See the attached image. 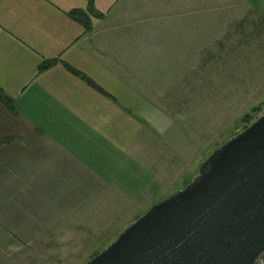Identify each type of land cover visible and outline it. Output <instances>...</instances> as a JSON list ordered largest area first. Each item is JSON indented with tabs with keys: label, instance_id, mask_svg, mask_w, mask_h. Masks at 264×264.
<instances>
[{
	"label": "crops",
	"instance_id": "crops-1",
	"mask_svg": "<svg viewBox=\"0 0 264 264\" xmlns=\"http://www.w3.org/2000/svg\"><path fill=\"white\" fill-rule=\"evenodd\" d=\"M94 6L100 16L89 0H0V92L13 103L0 100V258L82 235L76 215L103 188L144 195L159 181L182 128L151 97H176L230 15L264 11V0Z\"/></svg>",
	"mask_w": 264,
	"mask_h": 264
},
{
	"label": "rangeland",
	"instance_id": "rangeland-1",
	"mask_svg": "<svg viewBox=\"0 0 264 264\" xmlns=\"http://www.w3.org/2000/svg\"><path fill=\"white\" fill-rule=\"evenodd\" d=\"M234 15L224 35L215 39L214 52L200 55L204 68L183 71L176 97H151L182 128L173 143L176 150L168 148L175 158L164 167L166 173L161 171L159 181L144 195L103 188L104 195L88 199L76 215L87 228L84 235L25 246L21 253L1 257L0 264H86L152 206L186 188L215 150L264 115V11L245 9L230 17ZM255 107L258 110L247 120L245 115Z\"/></svg>",
	"mask_w": 264,
	"mask_h": 264
},
{
	"label": "water",
	"instance_id": "water-1",
	"mask_svg": "<svg viewBox=\"0 0 264 264\" xmlns=\"http://www.w3.org/2000/svg\"><path fill=\"white\" fill-rule=\"evenodd\" d=\"M263 254L264 115L86 264H254Z\"/></svg>",
	"mask_w": 264,
	"mask_h": 264
},
{
	"label": "trees",
	"instance_id": "trees-1",
	"mask_svg": "<svg viewBox=\"0 0 264 264\" xmlns=\"http://www.w3.org/2000/svg\"><path fill=\"white\" fill-rule=\"evenodd\" d=\"M94 1L95 0H89V11L91 14L93 15H97L100 16L101 14H99L94 6ZM71 16L76 19L77 21H79L82 25H84V27L86 28L87 31H90L92 29L91 26V20L89 15L82 11V10H74L71 13ZM55 61H46L44 62L41 66H40V71H44L46 69H48L50 66L54 65ZM74 73L78 74L79 76H81L82 78H84L85 80H87L90 84H92L94 87H97L94 83H92L85 75H83L82 73L78 72L77 70L71 69ZM98 88V87H97ZM0 100L4 103H6L10 108H13V103L12 100L7 97L4 93L0 92ZM259 107H255L254 109H252V111L250 113H247L245 115L246 119L251 121V117L252 116V112H256L258 110ZM251 124L253 123L252 121L250 122ZM248 127V126H247ZM246 127V128H247ZM264 256V255H263Z\"/></svg>",
	"mask_w": 264,
	"mask_h": 264
},
{
	"label": "flooded vegetation",
	"instance_id": "flooded-vegetation-1",
	"mask_svg": "<svg viewBox=\"0 0 264 264\" xmlns=\"http://www.w3.org/2000/svg\"><path fill=\"white\" fill-rule=\"evenodd\" d=\"M263 255H264V254H263ZM263 255H262V256H263ZM262 258H263V257L258 258L257 261H256L254 264H262Z\"/></svg>",
	"mask_w": 264,
	"mask_h": 264
}]
</instances>
